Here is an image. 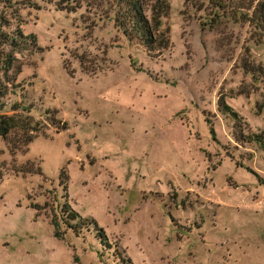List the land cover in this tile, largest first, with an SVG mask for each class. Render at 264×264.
I'll use <instances>...</instances> for the list:
<instances>
[{"label":"rangeland","instance_id":"obj_1","mask_svg":"<svg viewBox=\"0 0 264 264\" xmlns=\"http://www.w3.org/2000/svg\"><path fill=\"white\" fill-rule=\"evenodd\" d=\"M11 1L35 40L0 68V264H264V149L246 137L264 133V43L229 17L248 0H167L154 51L109 0Z\"/></svg>","mask_w":264,"mask_h":264},{"label":"trees","instance_id":"obj_2","mask_svg":"<svg viewBox=\"0 0 264 264\" xmlns=\"http://www.w3.org/2000/svg\"><path fill=\"white\" fill-rule=\"evenodd\" d=\"M112 4L114 14L113 21L117 29L129 39H138L147 50H161L167 47V39L160 38L159 27L161 25V18L166 15L169 11V2L167 0H109ZM6 4L3 8H0V68L4 71V74L13 67L15 61V51H21L27 43H33L35 38L34 35H24L20 28L11 29L10 17L14 16L16 9L9 11V8L14 6V2L11 0H5ZM215 6L224 15L228 11L225 0H216ZM245 11L231 12L230 18L234 21H241L247 23L254 34L255 41L264 43V0H248L246 5H242ZM72 8H69L71 11ZM150 11V15H147V11ZM224 13V14H223ZM216 16H219L217 14ZM212 19V18H211ZM30 39V40H29ZM246 72L252 74L255 77L256 73L253 72L252 68L244 66ZM259 73L256 75L258 79L264 81V66L259 67ZM0 94H3L0 88ZM220 110L229 113L234 119H238L239 116L236 111L225 103L223 100H219ZM11 116L0 115V135L3 137L7 136L9 129L11 128ZM211 131L213 129L211 128ZM34 136H27L24 143L27 144L33 140ZM245 136H242L243 139ZM248 141L257 142L264 149V133H254L246 136ZM240 139V138H238ZM60 177H63L64 187L68 180V175L64 169L60 172ZM64 212L68 215L69 219L78 220L80 224H92L97 231L98 236L101 238V242H106V235L102 227H98L97 222L94 218L84 217L82 220L81 216L77 211L72 209L69 204L64 203ZM54 225V235L61 237V232L57 228V224L52 220ZM68 226L75 230V226H72L68 222ZM126 264H133L129 259H126Z\"/></svg>","mask_w":264,"mask_h":264}]
</instances>
